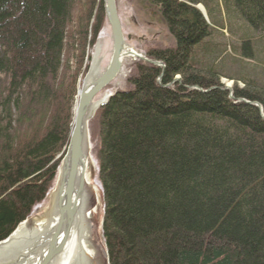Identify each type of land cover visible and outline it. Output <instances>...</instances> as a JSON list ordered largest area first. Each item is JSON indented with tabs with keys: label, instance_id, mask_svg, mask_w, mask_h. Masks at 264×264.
I'll return each instance as SVG.
<instances>
[{
	"label": "trees",
	"instance_id": "16d2710c",
	"mask_svg": "<svg viewBox=\"0 0 264 264\" xmlns=\"http://www.w3.org/2000/svg\"><path fill=\"white\" fill-rule=\"evenodd\" d=\"M94 1L75 20L76 0H0V240L52 186L85 50L104 22ZM229 1L216 0L211 26L193 0L140 2L173 44L149 49L163 68L136 62L127 88L93 118L110 264H264V86L222 75L244 84L230 97L212 46L233 56L207 42L242 16L255 49L264 0H236V12ZM239 98L259 102L263 117Z\"/></svg>",
	"mask_w": 264,
	"mask_h": 264
},
{
	"label": "water",
	"instance_id": "95a60500",
	"mask_svg": "<svg viewBox=\"0 0 264 264\" xmlns=\"http://www.w3.org/2000/svg\"><path fill=\"white\" fill-rule=\"evenodd\" d=\"M102 2L104 24L108 33L103 42L107 61L99 64L95 72L92 71L91 61L83 85L77 92L78 98L67 146L57 165L52 186L44 201L42 200L44 208L34 215L26 216L0 240V264H53L54 258L63 250L73 218L79 213L86 216V237L77 243L75 251L69 253L70 261L64 260L65 264H110L102 230L105 207L103 191L96 193L86 186L88 176L91 178L98 173V167L95 170L88 161L91 152L89 123L97 110L112 98L115 89L120 88L119 79L124 73L126 63L124 59L129 54L144 62L157 65L162 63L147 58L133 46L132 42L138 40V37L134 32H124L116 0ZM127 19L137 28L133 17L129 16ZM109 87L112 93L108 94L105 100H101L100 93ZM38 218L44 219V226L49 228L39 236L31 233L25 243H20L24 246L22 249L5 258L6 252L13 247L16 238L14 241L13 239L20 224L24 222V226H30Z\"/></svg>",
	"mask_w": 264,
	"mask_h": 264
},
{
	"label": "bare ground",
	"instance_id": "6f19581e",
	"mask_svg": "<svg viewBox=\"0 0 264 264\" xmlns=\"http://www.w3.org/2000/svg\"><path fill=\"white\" fill-rule=\"evenodd\" d=\"M138 1H139V3L141 2V0H138ZM229 2L231 4L230 6H232L231 10L233 12H236V10L238 9L235 6L236 0H230ZM188 4L191 5L192 7L196 8L201 13L202 17L205 19V22L207 24H209V26H211V24H214L213 20L220 15V12H219L220 11V6H219V4L216 3V0H193V3L188 2ZM116 6H117V9H118L117 0H116ZM102 9H103V2H102ZM103 13H104V11H103ZM233 21L235 22V25H229L228 23L225 24L224 32H228V34H232V32L235 31L237 34H234V35H238V37H239V39H238V41L236 43H233V44L232 43H220V42L216 43V41H214V39H212L215 36H213L212 38L208 39L207 42L212 44V45L216 44L219 47H221V46H223L225 44L228 47L227 50L229 51V53H234V49H233L234 47L235 48L238 47V46L242 47V45L245 47L246 43H251L252 44V49H254V39H253V37L250 36V34L248 32L249 29H251V27H252L251 23L246 21L242 16H241V18L234 17ZM252 21L254 23V26L262 24V20L261 19L259 20V17H257V16L256 17L252 16ZM103 23H105V16H104V22ZM161 23L165 27L168 35L171 37V35L168 32L165 24L163 22H161ZM237 28L239 29L238 32L236 31ZM234 35L232 34V36H234ZM107 36H108L107 28L105 27V24H103L102 28L99 30V32L97 34V37H96V42L97 43L95 42L96 45L93 44V46H91L87 50V58L85 59V61H86L85 71L80 75V77L78 79L77 92L81 89V87L83 85L84 76H85V74L87 72V69H88L91 61H92V65H93L92 71H94V72L97 71L96 68H97V66L99 64H102L104 62L106 63L107 59H106V52H105V48H104L103 42L105 40V37H107ZM230 44H232V45H230ZM145 56L147 58H149V59L156 60V59H153V58H150L149 56H147V53L145 54ZM137 60H138V58H134L130 54H129V56H127L124 59V62H126V63H125V66H124V73H123L122 76H120V79H119V85L121 84V86H122L124 83L126 84V80H127L128 76L131 73L130 69L128 68L129 67L128 65H130L132 63L135 64L136 62H144L142 60H138V61ZM157 61H160V60H157ZM145 63H149V62H145ZM161 63H162V61H161ZM150 64H153V63H150ZM154 65H157V64H154ZM158 66H161L163 68L164 65L162 63V65H158ZM222 75L223 74H221V76H220V83L223 85L222 89L223 90H228L230 97H233L231 89H232V86L235 83L238 85V87H244V84L241 81H239V80H232L231 83L225 84L223 81H221V78L224 77ZM161 76H162V73L158 77L159 81L161 79ZM174 80H179V76L178 75L175 76ZM240 83L242 84V86L239 85ZM255 85L257 87H261V86H264V83H261V84H256L255 83ZM121 86H120V88H116L115 89V91H114L115 93H114L113 96H115L116 93H118V92L124 91L125 88H122ZM193 88L197 89L198 87L197 86H193ZM212 88H214V87H210V88H207L205 90H203V89H198V90H201L202 92H206L207 90H210ZM77 92H76V101H77V98H78L77 97ZM110 93H112V89H110V87L105 89V90H103L100 93L102 95L101 100H105L106 96L108 94H110ZM238 100L256 106L258 108L261 116L263 117L262 107H261L259 102L251 101V100H245L243 98H239ZM91 148H92V145H91ZM88 161H89V164L92 165L95 168V170H96V168L98 167L97 166V161H96V158L91 154V152H90V157H89ZM97 174H95L91 178H90V176H88V178L86 179L88 181L87 182L88 184H86V186L88 187L89 190H91L93 192H96V193H99V192H101L102 189H101V185H100V182L98 180ZM43 208H44V204L41 201V203L36 204L32 208V210H31V212L29 214L34 215V214H36V212L38 210L43 209ZM85 217L86 216L84 214L79 213L73 218V221H72V223L70 225V230L68 232L66 243H65V245L63 247V250H62L61 253H59L54 258L53 264H56L57 262L65 264L66 261H64V260L70 261L68 259L69 253L75 251V249L77 247V243L85 239L86 232H87L86 231V226H85V223H84ZM23 223L24 222H22L20 224L19 230L15 233V237H14L13 241L15 240V238H16V240H15V242L13 244V247H11L6 252L7 254H6L5 258H9L13 253H14L13 255H15L20 249H22L24 246H22L20 243H25L31 233H33L34 235L39 236V235L43 234L46 229L49 228L48 226H44V219H41V218L36 219L30 226H24ZM79 250H81L80 246H79ZM79 262H77V263H79ZM79 264H82V263H79Z\"/></svg>",
	"mask_w": 264,
	"mask_h": 264
},
{
	"label": "rangeland",
	"instance_id": "374dc122",
	"mask_svg": "<svg viewBox=\"0 0 264 264\" xmlns=\"http://www.w3.org/2000/svg\"><path fill=\"white\" fill-rule=\"evenodd\" d=\"M95 2L96 0L94 1V3ZM75 3H77L78 6L75 7L76 9L72 12V17L73 19L76 20L79 14L82 13L84 9L87 10L90 4H92V0H76ZM117 4H118L119 16L123 22L124 32L126 34L130 32H134L138 37V40L132 42L133 46L136 47L138 50L146 54L149 49L164 48V46H171L173 44L172 38L168 35L165 27L161 23L162 20L156 9H153L148 6H144L143 4L139 3L138 0H117ZM129 16L135 19L137 28L133 26L132 22L127 21L128 20L127 18ZM92 21L93 20H91L89 23L91 24ZM262 34L264 33L261 31H256V36ZM214 35L215 33L212 34V36ZM238 39H239L238 35L232 36V34H228V32H224L222 34L216 32V36L214 37V41H216V43L220 42V43L233 44L236 43ZM93 44L91 46H93ZM215 45L216 44H214V46ZM263 46H264V38L258 40L256 44V48L254 50L252 49L251 43H246L243 51L246 53H250L249 57L240 56L239 54H237L238 56H234V53H230L233 57L229 58L223 56L224 55L223 48L215 51V49L212 46V49L214 50V52H216L215 54L221 52V54H219V57L216 56L215 58L219 60V65L220 67L222 66L223 68L222 71L223 75L225 76L234 75L236 77H242L246 80L252 79L253 81H255L256 84H261L264 83V47ZM87 50L88 48L85 50V57L83 58V61L81 63V67H80L81 71L82 70L85 71V64H86L85 59L87 58ZM227 53H229L228 50ZM133 65L134 63L128 65L129 66L128 68L130 69L131 73L134 71ZM80 75L81 74L78 75V79ZM221 81L227 84V83H231L232 80L226 77H222ZM239 85L242 86L241 83ZM121 87L125 89L127 88L125 83ZM76 92H77V84H76ZM75 105H76V96L72 104L73 112ZM72 119H73V114H72ZM97 130H98L97 122L93 121L92 119L89 123V132H90V141L92 145L91 154L94 157L96 156V152L99 146V138H98ZM61 153L62 152H60L57 155V157Z\"/></svg>",
	"mask_w": 264,
	"mask_h": 264
}]
</instances>
